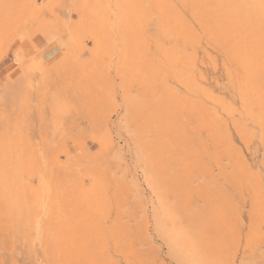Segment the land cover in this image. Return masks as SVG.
<instances>
[{
	"label": "rangeland",
	"instance_id": "rangeland-1",
	"mask_svg": "<svg viewBox=\"0 0 264 264\" xmlns=\"http://www.w3.org/2000/svg\"><path fill=\"white\" fill-rule=\"evenodd\" d=\"M1 2L0 264H264V0Z\"/></svg>",
	"mask_w": 264,
	"mask_h": 264
},
{
	"label": "bare ground",
	"instance_id": "bare-ground-1",
	"mask_svg": "<svg viewBox=\"0 0 264 264\" xmlns=\"http://www.w3.org/2000/svg\"><path fill=\"white\" fill-rule=\"evenodd\" d=\"M238 2V1H237ZM6 3V2H5ZM135 3V2H134ZM230 4V3H229ZM249 4V3H248ZM216 5V4H215ZM234 5V4H233ZM13 6V5H12ZM130 6V5H129ZM5 7H7V6H5ZM11 7V6H10ZM122 7V6H121ZM132 7V6H131ZM130 7V8H131ZM4 8V3H0V14L1 13H3V14H5V13H7L8 12V10H6V9H3ZM133 8V7H132ZM13 10V9H12ZM132 10V9H131ZM182 11V10H181ZM222 11V10H221ZM5 12V13H4ZM10 12L11 11H9V14H10ZM118 12L120 13L119 14V19L123 22V26H124V22H125V18H124V16L125 15H122V14H125V12L124 11H122L121 9H120V5H118ZM168 12V11H167ZM13 13V12H12ZM15 13V12H14ZM219 13V12H218ZM256 13V12H255ZM8 14V15H9ZM6 15V14H5ZM13 15V14H12ZM257 15V14H256ZM264 15V14H263ZM254 19V18H253ZM71 21V20H70ZM247 22V21H246ZM127 23V22H126ZM120 25V24H119ZM250 25V24H249ZM262 25V24H261ZM174 27V26H173ZM2 28L3 27H1L0 26V31L2 30ZM242 29V28H241ZM241 32V31H240ZM244 32V31H243ZM180 33H182V32H180ZM239 33V32H238ZM173 39H174V37H173ZM169 42V41H168ZM180 43V42H179ZM72 44V43H71ZM10 45V44H9ZM73 46V45H72ZM65 49V48H64ZM66 50V49H65ZM182 50V49H181ZM175 51V50H174ZM187 51V50H186ZM68 52V51H67ZM5 54V53H4ZM177 54V53H176ZM66 55H67V53H66ZM18 56H20V55H15V58L13 59V61H14V63H16L17 65L19 64V62H22V61H20V60H22V59H20ZM173 56V55H172ZM247 56V55H246ZM176 57V56H175ZM184 57V56H183ZM229 57V56H228ZM182 59H184V58H182ZM168 61V60H167ZM179 61V60H178ZM248 61V60H247ZM186 62V61H185ZM262 62V61H261ZM180 63V62H179ZM184 63V62H183ZM244 63V62H243ZM20 65H21V63H20ZM40 65L43 67V66H45L46 64H45V58L44 57H42V59L40 60ZM173 65V64H172ZM178 65V64H177ZM176 65V66H177ZM183 65V64H182ZM184 65H185V63H184ZM251 65V64H250ZM249 65V66H250ZM256 65V64H255ZM39 66V65H38ZM179 66H181V64L179 65ZM241 66V65H240ZM41 68V67H40ZM44 68V67H43ZM170 68V67H169ZM169 68H167V69H169ZM195 68V67H194ZM259 68V67H258ZM180 69H181V67H180ZM180 69H179V67L177 68V70L178 71H180ZM196 69V68H195ZM239 69V68H238ZM244 69V68H243ZM166 70V69H165ZM171 70V69H170ZM172 70H173V68H172ZM171 70V72L172 73H174L175 71H172ZM175 70H176V68H175ZM183 70V69H182ZM191 70V69H190ZM242 70V69H241ZM167 71H169V70H167ZM187 71V73H188V70H186ZM240 71V70H239ZM184 72H185V70H184ZM164 73V72H163ZM196 73H197V71H196ZM199 73V72H198ZM255 73V72H254ZM175 74H177V72L175 73ZM185 74H186V72H185ZM239 74V73H238ZM163 75V74H162ZM173 75V74H172ZM184 75V74H183ZM193 75V74H192ZM191 75V76H192ZM198 75V74H197ZM199 75H201V74H199ZM247 75V74H246ZM166 76V75H165ZM177 76V75H176ZM196 76V75H195ZM227 76V75H226ZM187 77V76H186ZM190 77V76H189ZM188 77V78H189ZM164 78V77H163ZM194 78V77H193ZM251 78V77H250ZM182 79V78H181ZM190 79V80H189ZM188 80L189 81H191V78H189ZM196 79L198 80V78L196 77L194 80L196 81ZM247 79V78H246ZM252 79V78H251ZM182 80H184V79H182ZM199 80L201 81V80H203V79H200L199 78ZM237 80V79H236ZM187 81V80H186ZM193 81V80H192ZM231 81V80H230ZM234 81V80H233ZM249 81V80H248ZM262 81V80H261ZM186 83H188V82H186ZM191 83V82H190ZM194 83V81L192 82V84ZM201 83V82H200ZM235 83V82H234ZM246 83V82H245ZM248 83V82H247ZM256 83V82H255ZM258 83V82H257ZM165 84V83H164ZM237 84V83H236ZM190 85V84H189ZM231 85V84H230ZM191 86V85H190ZM189 86V87H190ZM196 86V85H195ZM201 87H202V85H200ZM233 86V85H232ZM247 86V85H246ZM192 87H194V85L192 86ZM262 88H263V86H261ZM244 88V87H243ZM196 89V88H195ZM250 89V88H249ZM199 90V89H198ZM168 91V90H167ZM197 91V90H196ZM203 91H204V89H203ZM202 91V92H203ZM205 92V91H204ZM203 92V93H204ZM247 92V91H246ZM252 92H254V90L252 91ZM263 92V91H262ZM194 93V92H193ZM238 93V92H237ZM167 94V93H166ZM196 94V93H195ZM200 94V93H199ZM234 94V93H233ZM254 94V93H253ZM205 95H206V93H205ZM219 95H221V94H219ZM250 95V94H249ZM258 95V94H257ZM262 95V94H261ZM171 96V95H170ZM200 96V95H199ZM203 96V95H202ZM213 96V95H212ZM246 96H248V95H246ZM246 96L245 97H243V98H241V99H244V98H246ZM223 97V96H222ZM172 98V97H171ZM219 98V97H218ZM217 98V99H218ZM248 98V97H247ZM247 98L245 99V100H247ZM251 98V97H250ZM254 98V97H253ZM256 98V97H255ZM213 99H214V97H213ZM222 99V98H221ZM224 99V98H223ZM222 99V100H223ZM258 99V98H257ZM160 100V99H159ZM239 100V99H238ZM250 100V99H249ZM252 100V99H251ZM174 101H176V100H174ZM236 101V100H235ZM248 101V100H247ZM242 102V101H241ZM252 102V101H251ZM206 103V102H205ZM209 103V102H208ZM201 104L202 103H200V106H201ZM217 104V103H216ZM224 104V103H223ZM243 104V103H242ZM164 105V104H163ZM233 105V104H232ZM247 105V104H246ZM245 105V106H246ZM172 106V105H171ZM205 106H206V104H205ZM244 106V105H243ZM175 108V107H174ZM208 108H209V106H208ZM212 108H214V107H212ZM250 108V107H249ZM206 109V108H205ZM161 110V109H160ZM223 110V109H222ZM163 111V110H162ZM188 111V110H187ZM209 111V117H211V119L212 120H214L213 121V123H214V127H215V130H216V133H220V132H222L221 131V126L223 125H221V123L219 124V120L217 119L218 117L216 116V114L213 112V111H210V110H208ZM215 111L216 112H218L216 109H215ZM258 111V110H257ZM189 112V111H188ZM200 112V111H199ZM225 113V112H224ZM199 114V113H198ZM197 114V115H198ZM206 114H207V112H206ZM206 114H204V115H206ZM158 115V114H157ZM166 115V114H165ZM222 115V114H221ZM227 115V114H226ZM232 115V114H231ZM262 115V114H261ZM201 116V115H200ZM207 116V115H206ZM191 117V116H190ZM195 117V116H194ZM263 117V116H262ZM158 118V117H157ZM193 118V117H192ZM222 118V117H221ZM225 118V117H224ZM261 118V117H260ZM164 119V118H163ZM182 119V118H181ZM199 119V118H198ZM197 119V120H198ZM184 120V119H183ZM216 120H218V121H216ZM167 121V120H166ZM205 121V120H204ZM203 121V122H204ZM168 122H169V120H168ZM206 122V121H205ZM180 123H182V122H180ZM258 123V122H257ZM203 124V123H202ZM219 124V125H218ZM199 125V124H198ZM150 126V125H149ZM174 126V125H173ZM220 126V127H219ZM154 126H152V128H153ZM170 128V127H169ZM162 129V128H161ZM241 129V128H240ZM243 129V128H242ZM204 130V129H203ZM223 130V129H222ZM171 131V130H170ZM212 131V130H211ZM241 131V130H240ZM242 131H244V130H242ZM208 132V131H207ZM213 132V131H212ZM215 132V131H214ZM225 132H226V130H225ZM243 133V132H242ZM223 134H225V133H223ZM244 134H245V132H244ZM262 134V133H261ZM182 135V134H181ZM222 135V134H221ZM226 135V134H225ZM224 135V136H225ZM201 136V135H200ZM199 136V137H200ZM228 136V135H227ZM203 137V136H202ZM208 137V136H207ZM218 137V136H217ZM229 137V136H228ZM242 137V136H241ZM245 137V136H244ZM157 139V138H156ZM207 139V138H206ZM224 139H225V137H224ZM262 139V138H261ZM63 140V139H62ZM202 140V139H201ZM211 140V139H210ZM223 140V139H222ZM227 140H229V139H227ZM226 140V141H227ZM231 141V140H230ZM189 142V141H188ZM151 143H153L152 141H151ZM160 143V142H159ZM159 143H158V145H159ZM199 143V142H198ZM210 143V142H209ZM216 144V143H215ZM232 144V143H231ZM201 145V144H200ZM211 145V144H210ZM165 146V145H164ZM232 146V145H231ZM165 148V147H164ZM163 148V149H164ZM216 148V147H215ZM151 149V148H150ZM160 149V148H159ZM238 152V151H237ZM238 155V154H237ZM227 156V155H226ZM139 158V157H138ZM148 158V157H147ZM163 158V157H162ZM143 159V158H142ZM150 159V158H149ZM212 159V158H211ZM228 159V158H227ZM33 160V159H32ZM157 160V159H156ZM213 161V160H212ZM235 161V160H234ZM156 162V161H155ZM28 163V162H27ZM29 163H30V161H29ZM238 163V162H237ZM158 164V163H157ZM35 165V164H34ZM146 165V164H145ZM204 165H206V164H204ZM160 166V165H159ZM150 167V166H149ZM33 168V167H32ZM24 169V168H23ZM22 169V170H23ZM38 169V168H37ZM149 169V168H148ZM202 169V168H201ZM225 169V168H224ZM20 170H21V168H20ZM32 170V169H31ZM150 170H151V168H150ZM208 170V169H207ZM226 170V169H225ZM234 170V169H233ZM34 171H36V170H34ZM38 171V170H37ZM36 171V173H38ZM23 172H26V170L25 171H23ZM33 172V171H32ZM206 172V171H205ZM208 172V171H207ZM223 172H225V171H223ZM237 172V171H236ZM241 172V171H240ZM15 173V172H14ZM34 173V172H33ZM150 173H151V171H150ZM158 173V172H157ZM207 174V173H206ZM233 174V173H232ZM241 174V173H240ZM256 174V173H255ZM38 175V174H37ZM40 175V174H39ZM156 175V174H155ZM242 175V174H241ZM150 176V175H149ZM244 176V175H243ZM256 176H258V175H256ZM260 176V175H259ZM34 177V176H33ZM42 176H40V178H41ZM248 177V176H247ZM43 178V177H42ZM41 178V179H42ZM231 178V177H230ZM236 178H237V176H236ZM258 178H260V177H258ZM12 179V178H11ZM58 179V178H57ZM161 179V178H160ZM240 179V178H239ZM256 179V178H255ZM44 180H46V179H44L43 178V181ZM243 180V179H242ZM260 180V179H259ZM42 181V180H41ZM156 181V180H155ZM160 181V180H159ZM234 181V180H233ZM24 182V181H23ZM45 182V181H44ZM229 182V181H228ZM17 183V182H16ZM40 183V182H39ZM203 183H205V182H203ZM202 183V184H203ZM41 184V183H40ZM206 184H208V183H206ZM20 185V184H19ZM29 185V184H28ZM42 186H43V183L41 184ZM45 185H47V181H46V184ZM240 185V184H239ZM258 185H259V182H258ZM41 186V188H44V187H46V186H43L42 187ZM213 186H215V185H213ZM260 186V185H259ZM14 187V186H13ZM152 187V186H151ZM262 188H263V186H261ZM137 188V187H136ZM167 188V187H166ZM213 188V187H212ZM261 188V189H262ZM52 189V188H51ZM160 189V188H159ZM163 189V188H162ZM231 191H235L237 188L235 187V186H231ZM46 190H48V189H46ZM198 190V189H197ZM226 190H227V188H226ZM49 191V190H48ZM165 191V190H164ZM201 191V190H200ZM230 191V193H232ZM251 191H252V189H251ZM43 192H44V189H43ZM47 192V191H46ZM52 192V191H51ZM238 192V191H237ZM256 192V191H255ZM200 193H202V192H200ZM216 193H218V192H216ZM241 193V192H240ZM107 194V193H106ZM170 194V193H169ZM168 194V195H169ZM198 194V193H197ZM206 194V193H205ZM220 195H222L221 193H219ZM237 194V193H236ZM239 194V193H238ZM245 194H246V192H245ZM257 194H262V193H257ZM257 194H256V196H257ZM43 195H44V193H43ZM167 195V194H166ZM231 195V194H230ZM233 195V194H232ZM242 195V194H241ZM247 195V194H246ZM263 195V194H262ZM119 196V195H118ZM171 196V195H170ZM245 196V195H244ZM225 197V196H224ZM247 197H248V195H247ZM201 198H203V197H201ZM232 198H234V196L232 197ZM246 198V197H245ZM172 199V198H171ZM227 199H228V197H227ZM43 202V201H42ZM141 202V201H140ZM155 202V201H154ZM159 208H158V213L161 215V217H163V216H167L168 217V215L170 214V208H169V205H168V203L166 202V200H164V199H160L159 198ZM169 202V201H168ZM182 202V201H181ZM264 202V201H263ZM178 203V202H177ZM180 203V202H179ZM174 204V203H173ZM51 205V204H50ZM176 206V205H175ZM182 206V205H181ZM155 207V206H154ZM177 209V208H176ZM153 210V209H152ZM194 210V209H193ZM32 212V211H31ZM229 212H231V211H229ZM237 212H239L238 210H237ZM85 213V212H84ZM232 213V212H231ZM230 213V214H231ZM30 214V213H29ZM226 214V213H225ZM17 215V214H16ZM239 215V214H238ZM225 216V215H224ZM236 216H237V214H236ZM158 217V216H157ZM160 217V218H161ZM164 217V218H165ZM226 217H228V216H226ZM223 218H225V217H223ZM238 218V217H237ZM157 219V218H156ZM217 219H218V217H217ZM221 219V218H220ZM229 219V218H228ZM234 219H235V217H234ZM30 220V219H29ZM171 220V219H170ZM237 220V219H236ZM173 222V221H172ZM216 222H217V220H216ZM38 223V222H37ZM156 223H157V226H156V231L159 233V236L165 241V243H166V245H167V249L169 250V253H170V255L174 258V259H176L178 262H179V264H232V260L230 261L229 259V262H227V263H225V261L227 260H222V259H220V258H218V260H214L215 258H217V257H215L214 259H212L215 255L217 256V250L215 249V247H214V245L213 244H210V242H209V240H208V242H206V241H201V240H199L198 239V241H195V242H197V243H192V242H190V241H192V235H191V233H189L188 231V233L186 232V233H184V234H186L187 235V237H185L186 239H185V242H187L188 244L183 248V250H182V248L180 249V248H178L177 247V244L174 242V239L172 238V236H170L168 233H167V230L165 229V228H163L162 227V225H161V221L160 220H157L156 221ZM195 223H197V222H195ZM198 223L201 225V226H203L204 225V223H203V221L201 220V222L200 221H198ZM198 223H197V225H198ZM250 223H251V221H250ZM26 225V224H25ZM96 225V224H95ZM190 226H191V224H189ZM193 226H195L194 224H192ZM35 226L38 228L39 227V225H36L35 224ZM192 227V226H191ZM211 227H212V225H211ZM193 228H195V227H193ZM193 228H191V229H193ZM200 228V227H199ZM165 229V230H164ZM173 230V229H172ZM23 231V230H22ZM192 231V230H191ZM29 232V231H28ZM37 232H38V229H37ZM174 232V231H173ZM193 232H195V231H193ZM192 232V233H193ZM179 233V232H178ZM170 234H172V233H170ZM36 235H37V233H36ZM173 235H174V233H173ZM194 235V234H193ZM39 236V235H38ZM117 236V235H116ZM182 236V235H181ZM24 237V236H23ZM203 237V236H202ZM206 237V236H205ZM26 238V237H25ZM178 238V237H177ZM194 239H197L196 237L194 238ZM178 240V239H177ZM180 240V239H179ZM182 240V239H181ZM37 241V240H36ZM183 241V240H182ZM194 241V240H193ZM31 242V241H30ZM185 244V243H184ZM117 250H119L118 249V247H115ZM183 252H182V251ZM57 251H58V249H57ZM61 251V250H60ZM70 252V251H69ZM181 253H185V256L183 257L182 255H181ZM106 256H110L109 255V253L107 252L106 253ZM219 256V255H218ZM93 256H91V258H92ZM220 257V256H219ZM143 259V258H142ZM141 258L140 259H138V260H142ZM93 260V261H92ZM91 260V263H93L94 264V262H95V260H94V257H93V259ZM90 262V261H89ZM98 262V261H97ZM142 262V261H141Z\"/></svg>",
	"mask_w": 264,
	"mask_h": 264
}]
</instances>
